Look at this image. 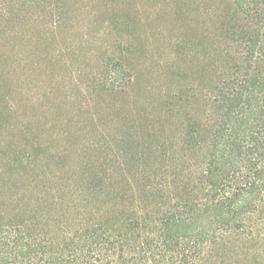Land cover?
<instances>
[{
	"label": "trees",
	"instance_id": "obj_1",
	"mask_svg": "<svg viewBox=\"0 0 264 264\" xmlns=\"http://www.w3.org/2000/svg\"><path fill=\"white\" fill-rule=\"evenodd\" d=\"M28 1H2L3 34ZM34 1L63 18L64 0ZM166 2L174 83L139 95L119 59L85 142L0 153V264H264V0Z\"/></svg>",
	"mask_w": 264,
	"mask_h": 264
},
{
	"label": "rangeland",
	"instance_id": "obj_2",
	"mask_svg": "<svg viewBox=\"0 0 264 264\" xmlns=\"http://www.w3.org/2000/svg\"><path fill=\"white\" fill-rule=\"evenodd\" d=\"M166 1L64 0L60 21L55 11L37 1L15 5L19 16L9 26L17 32L3 34L5 21L0 28V153L37 145L40 150V145L63 149L62 139H52L63 131L85 142V104L94 106L88 99L97 79L113 77L109 72L119 59L140 72L139 95L148 83L158 87L174 83L165 61L168 39L178 24L170 18ZM124 39L128 53L120 44ZM193 62L189 59L192 69ZM137 99L138 104L143 102ZM116 102L124 101L107 94L97 101L102 110L112 113ZM58 164L68 163L62 159Z\"/></svg>",
	"mask_w": 264,
	"mask_h": 264
}]
</instances>
